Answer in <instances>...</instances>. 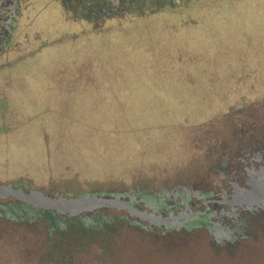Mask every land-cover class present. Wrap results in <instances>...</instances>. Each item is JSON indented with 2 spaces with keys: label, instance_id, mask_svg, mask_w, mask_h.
<instances>
[{
  "label": "rangeland",
  "instance_id": "obj_1",
  "mask_svg": "<svg viewBox=\"0 0 264 264\" xmlns=\"http://www.w3.org/2000/svg\"><path fill=\"white\" fill-rule=\"evenodd\" d=\"M224 1L168 0L161 8L163 0H137L132 14L103 15L82 0L64 27L48 0L29 6L22 16L32 20L21 21L28 42L0 55V185L61 196L136 192L190 172L213 139L237 135L242 119L263 128L264 17L238 29L221 17L229 28L221 33L207 22L192 32L177 26ZM17 203L28 217L0 218V264H56L45 247L49 219ZM95 211L125 210L104 203L76 216ZM250 234L231 252L214 253L196 233L166 252L117 229L111 261L92 258L94 242L71 254L73 264H264V230Z\"/></svg>",
  "mask_w": 264,
  "mask_h": 264
},
{
  "label": "flooded vegetation",
  "instance_id": "obj_2",
  "mask_svg": "<svg viewBox=\"0 0 264 264\" xmlns=\"http://www.w3.org/2000/svg\"><path fill=\"white\" fill-rule=\"evenodd\" d=\"M58 2L63 10L70 4V0ZM92 3L94 14L110 15L126 10L131 0H92ZM20 6L19 0H0V46L9 25L16 23ZM241 122L236 136L229 133L226 138H215L205 146L204 159L190 172L153 188L124 192L120 200L132 204L135 211L124 207L120 208L124 213L109 215L118 222V229L128 230L130 225L133 230L144 227L147 232L143 237L147 240L165 235L161 237L172 236L173 243L180 236L185 235L183 239L196 233L214 245L232 236L230 239L237 244L252 231L263 230L264 194L256 203L228 202L243 187L264 183V175L257 179V184L250 182L253 176L264 172V127L257 129L256 123L247 119Z\"/></svg>",
  "mask_w": 264,
  "mask_h": 264
},
{
  "label": "trees",
  "instance_id": "obj_3",
  "mask_svg": "<svg viewBox=\"0 0 264 264\" xmlns=\"http://www.w3.org/2000/svg\"><path fill=\"white\" fill-rule=\"evenodd\" d=\"M37 0H30L29 6H32L34 3H36ZM168 0H163L161 5V8H165ZM82 3V0H70V4H67L66 10L62 9L61 4L58 2V0H48V5L51 7L52 12L54 13V16H56L57 21L60 22L63 27L65 25V13L68 9L73 10L75 7L80 6ZM137 0H131L130 3V9L123 10L125 14L133 13L134 8L136 6ZM27 6L25 10L29 7ZM210 6V5H209ZM150 6H148V9ZM140 8L136 10L135 14H138L140 12ZM62 12V13H61ZM25 14V12H23ZM69 14H72L71 11L68 12ZM74 13V12H73ZM18 16L15 20L16 23H12V25H9V28L7 29L8 33L10 34L9 37H6L5 40H3V43H7L6 47L3 48V50L0 52L1 54H8L12 53L10 51L11 48H14V46H18V44H22L23 42H28V39L26 37V34L24 33L26 31V28L28 26V23L32 20V16L30 17L29 14V21H27L28 17L26 16ZM260 17H264V0H226L223 3L216 4V6H211L210 8L204 9V11H200L198 13L197 18L194 20L190 19L188 22L185 21V23H181V25H177L180 30H183L185 32H192L191 30L197 28L204 22H207V26L209 24L213 25V27L210 28H216L217 30L211 31V32H224L229 30L228 26H223V20H221V17H224L226 19L232 20V26L236 29L238 28H244V26H249L252 22L256 21L257 19H261ZM201 16H205L204 19H201ZM203 21L200 23V21ZM23 21L25 24L21 23ZM27 21V22H26ZM243 22H245L243 24ZM235 23V25H234ZM209 29V26L208 28ZM63 30V29H62ZM209 31V30H208ZM61 34H64V32H60ZM59 33V34H60ZM199 34H203V32H198ZM22 34H25L22 35ZM197 36V35H196ZM31 38V36H28ZM33 38V37H32ZM89 55H92V53H88ZM96 55H99V53H96ZM26 62V61H25ZM22 62L21 69H27L30 64L27 65V63ZM18 64V63H17ZM5 65L7 63L5 62ZM19 66V64H18ZM25 67V68H24ZM17 202H10L9 204H1L0 203V218H3L5 220L13 221L16 223H21L22 218H27L28 214H23L24 211L16 210L15 207H18ZM24 206V205H23ZM28 211L31 213L37 214H43L50 215L49 212L39 211L35 208L28 207ZM30 216V215H29ZM37 218V217H36ZM108 218V219H107ZM105 217L102 214H99L98 211L93 212L92 214L83 215V216H76V217H66V216H59V217H51L49 220L50 222L46 223L47 228V236L50 239L51 243L46 242V253L49 255H56V264H73V257L72 254L75 249L82 250L85 248H89L90 244L94 242L96 246L98 247L97 251H93L92 258L98 257L101 258V260L105 261H111V254L113 253V249L111 248V245L116 241V230L119 228V224L116 220L110 219L111 217ZM31 220V217H30ZM24 221V220H23ZM132 227L131 225L129 228ZM128 230H133L130 228ZM123 230V229H121ZM264 230V228H263ZM261 230V231H263ZM51 232H55V235H50ZM133 232L136 235V238L143 237V234H145L146 229L144 227H136L134 228ZM149 233V232H148ZM160 237L157 238H150L151 240H147V238H140L142 240V245H148L150 249H154V247L160 248L162 251H173V249H178L182 246L184 243L183 238L185 235L180 236L177 241L173 243V237H161L165 235H159ZM233 237V236H232ZM228 237L225 238L226 241H222L220 245H214L208 243V248L213 250V252H229L231 251L237 244L232 241ZM118 238V237H117ZM77 239V240H76ZM79 239V240H78ZM145 241V243H144ZM144 245V246H145ZM157 245V246H156ZM147 247V246H146ZM45 251L42 253L44 256ZM46 256V255H45ZM96 256V257H95Z\"/></svg>",
  "mask_w": 264,
  "mask_h": 264
},
{
  "label": "water",
  "instance_id": "obj_4",
  "mask_svg": "<svg viewBox=\"0 0 264 264\" xmlns=\"http://www.w3.org/2000/svg\"><path fill=\"white\" fill-rule=\"evenodd\" d=\"M254 158V157H253ZM264 166V165H263ZM264 172L259 173L251 178L250 182H255L257 184V179L262 177ZM126 192L125 189H120L116 187L111 188H93L88 192H83L75 196H61V195H50L47 194L40 187H31L28 191L22 190L21 186L18 185L14 187L13 184L8 183L6 185H0V197L3 198L6 195H12L14 201L22 203L24 206H29L35 208L39 211L49 212L50 215L39 214L38 218L43 222L47 219L66 216L75 217L77 213L81 210H90L95 205L100 206L101 204L115 205L119 208L131 209L135 211L132 204L123 202L120 200V196ZM264 194V183L260 185H250L249 188H242V191L237 195H233L228 201L230 205H247L251 201L257 202L262 198ZM108 213L105 217H110ZM143 216H147L144 215ZM142 215H137V218L142 219ZM194 214L192 215V217ZM264 216V215H263ZM145 219H149L144 217ZM262 220V225H264V219ZM147 232V231H146ZM145 232V233H146Z\"/></svg>",
  "mask_w": 264,
  "mask_h": 264
},
{
  "label": "crops",
  "instance_id": "obj_5",
  "mask_svg": "<svg viewBox=\"0 0 264 264\" xmlns=\"http://www.w3.org/2000/svg\"><path fill=\"white\" fill-rule=\"evenodd\" d=\"M20 1V9H19V16H21V14H24L23 12H25V8L27 6H29V4L31 3L30 0H19ZM10 34L8 33V31L6 32V36H5V39L6 37H9ZM7 44V43H6ZM6 44L5 43H2L1 46H0V49L3 50L4 47H6Z\"/></svg>",
  "mask_w": 264,
  "mask_h": 264
}]
</instances>
